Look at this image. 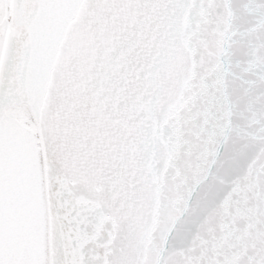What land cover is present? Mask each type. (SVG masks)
Returning <instances> with one entry per match:
<instances>
[{"label": "snow or ice", "instance_id": "6c2138e0", "mask_svg": "<svg viewBox=\"0 0 264 264\" xmlns=\"http://www.w3.org/2000/svg\"><path fill=\"white\" fill-rule=\"evenodd\" d=\"M0 264H264V0H0Z\"/></svg>", "mask_w": 264, "mask_h": 264}]
</instances>
